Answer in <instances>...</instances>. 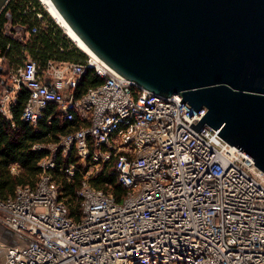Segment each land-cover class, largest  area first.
I'll return each mask as SVG.
<instances>
[{
    "label": "built area",
    "instance_id": "obj_1",
    "mask_svg": "<svg viewBox=\"0 0 264 264\" xmlns=\"http://www.w3.org/2000/svg\"><path fill=\"white\" fill-rule=\"evenodd\" d=\"M89 69L104 82L80 95ZM22 89L25 121L37 125L53 106L77 128L34 144L50 150L39 180L0 196V220L27 239L7 247L5 264H264V171L219 129L191 126L207 107L143 89L88 53L46 69L26 60L0 94V113L12 117ZM59 154L85 169L79 218L52 173ZM103 173L124 187L120 200L93 184Z\"/></svg>",
    "mask_w": 264,
    "mask_h": 264
},
{
    "label": "water",
    "instance_id": "obj_2",
    "mask_svg": "<svg viewBox=\"0 0 264 264\" xmlns=\"http://www.w3.org/2000/svg\"><path fill=\"white\" fill-rule=\"evenodd\" d=\"M10 0H0V13ZM74 32L141 88L207 112L264 171V0H52Z\"/></svg>",
    "mask_w": 264,
    "mask_h": 264
},
{
    "label": "trees",
    "instance_id": "obj_3",
    "mask_svg": "<svg viewBox=\"0 0 264 264\" xmlns=\"http://www.w3.org/2000/svg\"><path fill=\"white\" fill-rule=\"evenodd\" d=\"M42 17H38V13ZM37 31L33 32V28ZM19 35H16V34ZM0 89L9 85L10 74L21 67L29 58L46 69L50 61H85L87 53L76 47L55 19L46 11L40 0H10L0 13ZM104 82L94 69H89L77 87L78 94L99 86ZM30 93L22 89L16 101L11 105L12 117L0 113V196H13L20 185L34 186L40 178V161L50 154L49 149L35 150L36 143H54L66 133L75 130L74 122L55 114L53 106L37 125L22 118L24 107ZM53 116L52 121L49 117ZM56 167L52 170L59 184L62 199L69 205L72 215L81 216V200L77 191L81 185L85 169L77 156L65 158L61 154L56 158ZM76 165L74 176H69L66 168ZM17 172H13V167ZM93 184L109 194L118 196L125 192L116 178L100 174Z\"/></svg>",
    "mask_w": 264,
    "mask_h": 264
},
{
    "label": "crops",
    "instance_id": "obj_4",
    "mask_svg": "<svg viewBox=\"0 0 264 264\" xmlns=\"http://www.w3.org/2000/svg\"><path fill=\"white\" fill-rule=\"evenodd\" d=\"M3 63L4 60L0 58V65ZM57 63H62V62H57ZM50 80L51 79L49 77H46L47 82H50ZM3 90H4L3 88L0 89V94L2 93ZM24 244H27V239L23 235L17 233L13 229L4 225L0 220V264H5L7 247L12 245H24Z\"/></svg>",
    "mask_w": 264,
    "mask_h": 264
},
{
    "label": "bare ground",
    "instance_id": "obj_5",
    "mask_svg": "<svg viewBox=\"0 0 264 264\" xmlns=\"http://www.w3.org/2000/svg\"><path fill=\"white\" fill-rule=\"evenodd\" d=\"M47 7L49 13L58 21L60 26L65 30L68 36L86 53L97 56L86 44L85 42L74 32L70 27L61 13L57 10L52 0H41Z\"/></svg>",
    "mask_w": 264,
    "mask_h": 264
},
{
    "label": "rangeland",
    "instance_id": "obj_6",
    "mask_svg": "<svg viewBox=\"0 0 264 264\" xmlns=\"http://www.w3.org/2000/svg\"><path fill=\"white\" fill-rule=\"evenodd\" d=\"M41 1V0H40ZM41 3L43 4V6H44V8L46 9V11L49 13V11H48V9H47V7H46V5L41 1ZM50 14V13H49ZM50 16L51 17H53L51 14H50ZM53 19H55L54 17H53ZM55 21H56V23H58V21L55 19ZM58 25H60L59 23H58ZM61 27V26H60ZM62 28V27H61ZM63 29V28H62ZM64 30V29H63ZM64 32H65V30H64ZM66 33V32H65ZM16 35H19L18 33L16 34ZM66 35L68 36V34L66 33ZM69 37V36H68ZM70 38V37H69ZM70 40H72L71 38H70ZM72 42H73V44L76 46V47H78V48H80L73 40H72ZM81 49V48H80Z\"/></svg>",
    "mask_w": 264,
    "mask_h": 264
}]
</instances>
